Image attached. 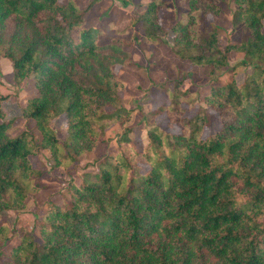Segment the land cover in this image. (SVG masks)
I'll list each match as a JSON object with an SVG mask.
<instances>
[{"label": "trees", "instance_id": "trees-1", "mask_svg": "<svg viewBox=\"0 0 264 264\" xmlns=\"http://www.w3.org/2000/svg\"><path fill=\"white\" fill-rule=\"evenodd\" d=\"M178 1L186 11L171 28L172 50L214 84L188 118L182 104L192 94L181 86L190 75L175 80L170 104L142 116L147 144L139 150L129 137L133 111L119 94L125 82L114 72L131 58L132 41L87 25L94 2L82 9L74 0H0V54L17 88L34 78L37 95L21 112L40 134L12 136V123H0V264H264V0H233L232 24L246 34L224 48L208 21L220 1ZM162 6L152 0L136 19L149 39L163 32ZM231 52L243 55L235 67L250 72L242 83L218 84L236 69ZM211 111L219 126L204 137ZM165 112L167 125L156 124ZM59 117L68 122L63 139L52 127ZM115 124L123 133L96 161L97 172L71 179L70 200L36 217L41 242L24 229L13 233L4 214L25 211L43 189L44 171L32 157L46 150L53 168L68 165L72 175ZM138 157L147 169L137 168Z\"/></svg>", "mask_w": 264, "mask_h": 264}, {"label": "rangeland", "instance_id": "rangeland-1", "mask_svg": "<svg viewBox=\"0 0 264 264\" xmlns=\"http://www.w3.org/2000/svg\"><path fill=\"white\" fill-rule=\"evenodd\" d=\"M68 0H59L66 3ZM82 9H85L94 2L88 16L87 25L94 28H102L109 35L123 33V36L132 41L131 58L124 64L114 67V72L125 82V87L119 92L122 103L127 110L133 111L131 123L132 132L129 137L135 146L141 150L147 144L146 123L142 118L161 106L170 104L171 95L174 91V81L184 78L186 74L190 77L185 79L181 86L182 91H189L192 94L191 103H184L182 107L186 110L184 116L193 117L199 106L201 98L209 93L214 83L204 74L201 67L192 65L190 62L180 58L172 50L175 39L171 31L172 26L178 21L180 15L186 11L184 3L178 0H159L162 8L158 11V23L162 34L157 40L149 39L143 32L141 23H136L139 14L146 11L152 0H74ZM221 12L218 15H209L208 21L212 29L220 36L221 48L229 43L241 40L246 34L245 29L235 28L232 24L233 13L237 6L233 0H219ZM264 24V22H263ZM243 58L241 53L231 52L229 54V69L219 79L218 84H225L233 79L242 83L250 68L236 66ZM37 95L34 85V78L30 77L22 82L17 88L13 82V68L8 59L0 54V96L5 97L2 101L4 118L2 122H11L12 126L8 133L17 136L23 131H31L36 139L40 138L39 132L35 129V123L28 121L22 116L21 109L26 105L27 99ZM212 126L205 128L204 137L208 136L219 126L215 112ZM154 122L161 126L168 123L167 114L162 113L154 118ZM67 119L56 118L52 127L59 139H63L67 133ZM123 133L118 125H111L107 128V142L100 144L98 148L78 159L77 172L69 174L65 166L53 168L50 160V153L42 151L40 155L32 157L35 167L44 171L40 183L43 189L30 197L27 209L23 212H8L4 214V220L8 228L14 229L18 235L24 229L33 232L36 240L41 242L39 229L35 227L36 217L53 205H61L64 200H70L66 187L73 179L79 183L78 176L84 172L96 173V161L117 148V140ZM73 165H69L71 170ZM137 168L147 169L143 159L138 157ZM12 234V232H11ZM19 243L18 237L8 241L7 246L2 249L5 255H9L12 247Z\"/></svg>", "mask_w": 264, "mask_h": 264}]
</instances>
